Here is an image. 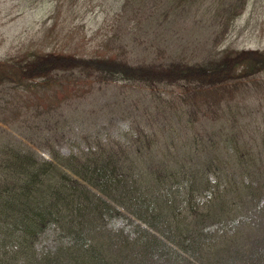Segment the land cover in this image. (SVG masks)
<instances>
[{
  "label": "trees",
  "instance_id": "trees-1",
  "mask_svg": "<svg viewBox=\"0 0 264 264\" xmlns=\"http://www.w3.org/2000/svg\"><path fill=\"white\" fill-rule=\"evenodd\" d=\"M133 1H122L119 27L128 32L142 29L139 20L163 26L172 19L176 27L192 3ZM236 3L214 31L217 50L195 60L165 55L167 38L152 55L129 60L131 37L104 31L83 52L0 62L1 95L59 87L32 100L34 114L22 119L20 136L0 133V264H236V256L237 264H264L260 252L242 260L235 248L225 251L239 238L235 225L251 227L264 211L257 200L264 193V138L252 145L254 135L236 129L248 110L245 101L234 102L264 73V49L225 50L219 40L246 0ZM153 45L143 41V50ZM258 81L263 111L264 79ZM94 82L115 83L123 93L122 134L71 135L63 106ZM53 97L57 105H42ZM51 110L60 118L44 117ZM65 143L68 152L61 151Z\"/></svg>",
  "mask_w": 264,
  "mask_h": 264
},
{
  "label": "rangeland",
  "instance_id": "rangeland-1",
  "mask_svg": "<svg viewBox=\"0 0 264 264\" xmlns=\"http://www.w3.org/2000/svg\"><path fill=\"white\" fill-rule=\"evenodd\" d=\"M122 1L0 0V62L13 56L30 57L47 51L83 52L93 47L97 43V37L104 31L110 34L118 32L124 38L131 37L130 45L127 46L129 60L141 58L143 54L152 55L154 46L165 43L163 38L169 40V50H164L165 55L180 52L188 59L195 60L217 50L211 45V40L215 37L214 31L219 30L220 18L223 15L224 18L228 17L229 6L237 4V0H192L191 5L183 13L187 18L177 16L175 23H178V26L175 27L172 19L163 26H149L145 21L139 20L142 29H139V26L135 29L132 25L133 31L128 32L119 27L124 17ZM139 2L140 0H134L132 4L144 5ZM132 4L129 5L127 14L134 7ZM132 22L128 21L129 24ZM219 40L222 41L220 46L222 45L225 50L264 49V0H246L245 8L235 18L226 35ZM143 41L153 43L152 49L144 51ZM262 79L264 73L249 80L251 88L237 98L234 97V102L239 104L246 102L245 109L248 110V115L243 114L242 118L241 113L239 114L242 122L238 123L236 129L246 131L249 137L254 135L252 145L261 144L264 138V110L257 108L258 102L255 99L257 92L260 94L263 89L258 81ZM98 83L94 82L88 90L85 89L80 98L75 96L68 98L72 101L69 105L63 104L66 105L63 106V114L71 124V135L97 131L117 135L127 130L126 117L123 111L118 109L123 93L115 83ZM55 90H59V87L33 95L20 94V91L14 92L10 88L7 95L0 94V131L20 136L19 130L21 127L24 128L22 119L25 115L34 114L35 106L32 100L39 95L46 97ZM45 100L46 102H42L43 106H48L52 101L57 105L55 97ZM2 105L7 106V109L1 108ZM51 114L52 120L60 118L57 110H51L44 117ZM214 126L216 125L209 123L204 125L206 129ZM2 137L5 136L0 135V140ZM70 147V144L62 145L64 152ZM257 200L264 202V193ZM252 223L254 224L251 227L245 228L243 227L246 225H235L234 230L239 233V238L235 246H225L226 252L232 254L236 249L242 260L250 259L251 253L256 251L264 255V211H260L259 216L255 215ZM230 248L232 249L228 251ZM235 258L237 264L239 258L237 256Z\"/></svg>",
  "mask_w": 264,
  "mask_h": 264
}]
</instances>
